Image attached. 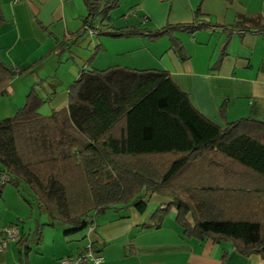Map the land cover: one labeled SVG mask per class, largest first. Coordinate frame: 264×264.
I'll return each instance as SVG.
<instances>
[{
	"label": "trees",
	"instance_id": "16d2710c",
	"mask_svg": "<svg viewBox=\"0 0 264 264\" xmlns=\"http://www.w3.org/2000/svg\"><path fill=\"white\" fill-rule=\"evenodd\" d=\"M119 1L85 0L88 17L75 37L85 35L87 25L99 38L168 37L185 60L176 32H264L242 14L230 27L207 22L201 6L192 24L155 32L116 28L110 15ZM99 50L70 86L66 108L43 115L45 100L33 89L23 108L0 120V197L7 185L21 195L26 185L50 225L71 235L96 228V218L110 209L144 213L145 197L155 194L171 203L153 218L175 209L184 236L228 241L244 255L264 257V121L248 117L222 128L194 108L167 72L91 68ZM33 68H13L0 56V95ZM19 244L26 245L23 236Z\"/></svg>",
	"mask_w": 264,
	"mask_h": 264
},
{
	"label": "crops",
	"instance_id": "0c3cea01",
	"mask_svg": "<svg viewBox=\"0 0 264 264\" xmlns=\"http://www.w3.org/2000/svg\"><path fill=\"white\" fill-rule=\"evenodd\" d=\"M198 6L207 22L220 27L233 26L240 14L264 25V0H120L110 16L116 28L155 32L168 25L194 23ZM87 17L85 0H0L1 60L18 69L34 66L33 73L15 78L6 94L0 95V120L23 108L33 89L45 100L43 115L67 107L69 88L86 64L79 65L74 54L84 50L89 33L75 36ZM118 18L130 23L119 25ZM143 19H147L144 24ZM174 36L183 45L185 60L174 52L168 37L155 41L144 36L102 37L95 42L89 36L93 52L100 45L91 68L167 72L194 108L222 128L248 117L264 121V32L204 29ZM228 38L226 55L219 62ZM30 193L26 197L6 188L0 197V242L3 228L12 225L19 226L26 242L9 243L0 251V264H60L90 242L104 257V264H264L263 256L244 255L231 242L184 236L175 209L162 219L153 218L171 203L155 194L145 197L144 213L134 207L110 209L96 218L93 232L87 228L66 235V227L50 225L49 216ZM34 202L39 209L36 224L29 220L35 219Z\"/></svg>",
	"mask_w": 264,
	"mask_h": 264
},
{
	"label": "built area",
	"instance_id": "2783aa9c",
	"mask_svg": "<svg viewBox=\"0 0 264 264\" xmlns=\"http://www.w3.org/2000/svg\"><path fill=\"white\" fill-rule=\"evenodd\" d=\"M22 1V0H17ZM132 14H127L124 18H128ZM147 21V19H143L142 23L144 24ZM87 33H89V36L91 38L97 36V31L95 29H90L88 25L86 26ZM3 181L6 179L3 178ZM90 231L95 230V226L92 225L88 227ZM21 229L17 225H12L3 228L2 230V239L0 242V251H4L7 249L9 243L11 242H19L21 240ZM60 264H104V257L96 248L93 243H88L85 247H83L77 254L68 256L65 258H62L60 260Z\"/></svg>",
	"mask_w": 264,
	"mask_h": 264
},
{
	"label": "rangeland",
	"instance_id": "374dc122",
	"mask_svg": "<svg viewBox=\"0 0 264 264\" xmlns=\"http://www.w3.org/2000/svg\"><path fill=\"white\" fill-rule=\"evenodd\" d=\"M117 22H120V23H118L119 25H127L128 23H130V22H126L123 18H118L117 19ZM86 35V34H85ZM84 37V36H83ZM89 37V35L87 36V37H85V43L86 44H84V46H82V49H84V50H86V51H84V50H82V51H79V53L81 52V54H74V56H77L78 55V58L75 60V61H77V63L79 64V65H81V66H83L85 63H87L86 61L87 60H89V58H90V56H92V54H93V50H92V47L91 48H89V44L91 43V40L88 38ZM102 38V37H101ZM104 38V37H103ZM82 39V38H81ZM98 39H99V37L98 36H95V38H93V41H95V42H97L98 41ZM87 41V42H86ZM76 47V46H75ZM89 49V50H88ZM75 50H79V46L78 47H76V49ZM88 53V54H87ZM76 58V57H75ZM80 59H82V60H80ZM77 63L76 62H74L73 61V64L75 65V67H78V65H77ZM55 76V74L52 76V77H54ZM34 77H36V75L34 76ZM13 81V80H12ZM12 82H10V84H11ZM6 98H9V96H6ZM6 188H8V190H15V188L12 186V185H7L3 190L5 191V189ZM23 189V190H22ZM21 190L23 191V194L26 196V197H29V194H31L30 192V190H29V188L26 186V185H23V188H22ZM3 191V192H4ZM34 204H35V208H34V210L32 211V212H34V217L36 216V215H38L39 214V209L37 208V203L36 202H34ZM174 209H170V211L168 212V214L167 215H169L172 211H173ZM31 212V211H30ZM30 221H32L34 224H36V220H37V218L35 217V219H32V218H30L29 219ZM28 221V220H27Z\"/></svg>",
	"mask_w": 264,
	"mask_h": 264
}]
</instances>
